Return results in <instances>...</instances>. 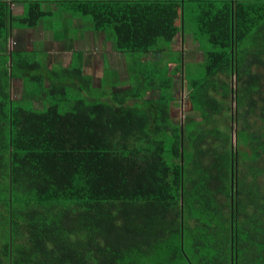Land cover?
<instances>
[{
	"label": "trees",
	"instance_id": "16d2710c",
	"mask_svg": "<svg viewBox=\"0 0 264 264\" xmlns=\"http://www.w3.org/2000/svg\"><path fill=\"white\" fill-rule=\"evenodd\" d=\"M187 12L199 45L170 50ZM65 14L114 40L126 80L9 51L15 29L68 39ZM178 78L197 120L174 130ZM0 264H264V0H0Z\"/></svg>",
	"mask_w": 264,
	"mask_h": 264
},
{
	"label": "crops",
	"instance_id": "0c3cea01",
	"mask_svg": "<svg viewBox=\"0 0 264 264\" xmlns=\"http://www.w3.org/2000/svg\"><path fill=\"white\" fill-rule=\"evenodd\" d=\"M64 17L67 18V20H68L67 30H66L68 33V39H65V40L55 39L54 35H52L51 32L45 30L42 26L35 28V29H31V30H26V29L16 30L15 29L12 31L11 37L9 40V51L20 52L22 54H25L26 56L28 55L31 57L33 55L37 59L36 60L37 64H39V66L36 64L37 67L40 69V71H41V69H43L45 72L46 71L51 72L55 68H58L60 70L65 69L67 71H71L76 66V63H78V60L80 57L81 62H82L81 75L88 78V80H89V86H87L88 89L92 88L93 90H96V89L101 88V81H102L103 75L106 71L105 69H108L110 74L117 73L120 81H122L118 69L116 67H112L106 63L105 68L103 70V74L100 78L99 87L95 88L93 86V84L95 82V80H93V76L86 75L83 72L84 71L83 66L85 65V63L90 61V60H88V58L89 57L91 58V55H88V54H89V48L92 46V44L97 42L98 43L97 45L100 46V49H101L100 54H102V58H101L102 60H104L103 59L104 53H108V55L106 57H109L112 54L113 55L114 54L120 55V56L122 54H117L115 52L114 40L112 38L109 39L107 36L105 38H102L99 33L92 32V31L86 29V27L83 26L82 19L71 18V16L68 14H65ZM179 37H180L181 41H179V45H175V41ZM195 42H197V41H195ZM12 44H15L17 46L16 49L13 50V48L11 47ZM52 46H54L56 48L55 53L51 52ZM103 46H108V51L104 50ZM193 46L194 45H192L190 42H186L184 40L183 33H181V34H178L176 37H174V39L170 42V45L168 47L170 48V50H182V51L183 50L184 51L189 50L190 53H192L191 49ZM196 46L198 47L197 44H196ZM67 50L71 51V55L73 52H76V54H77L76 58L73 57V55H72L73 59H72L70 64H67V63L65 64L66 59H68ZM99 56L100 55L98 54L97 58H95L94 61H96L98 58H100ZM122 56H124V55H122ZM150 56L152 58H155V57L158 58V60L151 62L152 65H155V63L157 61H159L161 58L160 54H145L144 55L145 62H148L147 57L150 58ZM187 60H195V59L192 57V58H188ZM200 61H202V59ZM124 63L127 66L126 56H124ZM193 64H195V63H193ZM9 65L10 66L12 65L11 61L9 62ZM10 71H11V69H10ZM46 76H51V75L48 74ZM14 80H20L22 82V79H20V78L12 79V81H14ZM234 82H235V79H234ZM62 84H64V83H62ZM234 88H235V86H234ZM13 89H14V87L12 88V90ZM21 89H23V83L21 84ZM12 90H11V92H12ZM154 92H159V91H154ZM151 94H153V93L151 92L150 95ZM159 94H161V93L159 92ZM161 96L162 95H158V98ZM234 96H235V94H234ZM158 98H156V99H158ZM156 99H153V100H156Z\"/></svg>",
	"mask_w": 264,
	"mask_h": 264
},
{
	"label": "rangeland",
	"instance_id": "374dc122",
	"mask_svg": "<svg viewBox=\"0 0 264 264\" xmlns=\"http://www.w3.org/2000/svg\"><path fill=\"white\" fill-rule=\"evenodd\" d=\"M13 12L15 14H20L22 12V6L20 5H16V6H12ZM190 13L191 12H187L185 14V27H184V37H185V41L186 42H190L192 45H194L193 47L197 45H199V42H195L194 40H196V36L194 34V30L196 29L195 24L193 23V18L190 19ZM180 10L179 8L176 7V11H175V20L176 22L179 24L180 23ZM110 39V38H109ZM189 39V40H188ZM179 41H181L180 37L177 38V40L175 41V45H179ZM202 42V46H206V41H205V37L202 38L201 40ZM92 44V43H91ZM98 43H94L92 44V46L89 48V54L91 55V58L89 57L88 60H90L89 62L85 63V65L83 66V72L86 75H90L93 76V80H95L93 86L95 88H98L100 85V78L103 74V70L105 68V64H109L112 67H116L119 71L120 77L122 80H126L127 77V71H126V64L124 63V56H120V55H111L109 57H106L108 55V53H104L103 54V59L102 60V54L101 53V49L100 46L97 45ZM187 44V43H186ZM53 45V44H52ZM55 45V44H54ZM11 47L14 49H16V45L12 44ZM104 50L108 51V46H103ZM56 48L54 46H52V51L53 53L56 52L55 50ZM111 50V49H110ZM68 52V59H66L65 64H70L72 61V55L73 57L76 58L77 54L76 52H73L71 55V51L67 50ZM201 50L195 49V51L193 52V58L195 60H186L187 57H185L184 60V67L186 69V72L190 73V76L192 78L195 79H199L201 78L204 74H205V69L203 67L202 62L200 61L201 59H199L201 57ZM100 55L96 61H94L95 58H97V55ZM148 62H154L156 60H158L157 57L152 58L150 56L147 57ZM169 59V58H168ZM197 60V61H196ZM103 62V63H102ZM195 63V64H193ZM191 64H193V67ZM12 81V80H11ZM10 86H11V90L14 87V89L11 92V99L12 100H21V96L23 93V89H21V84L22 82L20 80H14L12 82H10ZM153 94H149V98L150 99H156L158 98V95H162L159 94V92H152ZM188 93H189V85L186 81H183V83L180 82V78L175 80V87H174V91L171 94H165V96L169 99L172 98L173 99V117L175 119V129L179 126L182 125L183 121L185 120V118H189L188 116L190 115V117H193L195 120H197V118H195V113L192 112L191 110V105L189 103L188 100ZM161 98V97H159ZM78 100H83V98L80 96L77 98ZM236 101V99H235ZM235 101H234V110L236 109L235 107ZM89 103H91V101H89ZM42 105L40 103H35L34 104V108L35 109H42ZM235 140V139H234ZM233 140V142H234ZM235 144V143H234ZM242 150H240L241 152Z\"/></svg>",
	"mask_w": 264,
	"mask_h": 264
},
{
	"label": "water",
	"instance_id": "95a60500",
	"mask_svg": "<svg viewBox=\"0 0 264 264\" xmlns=\"http://www.w3.org/2000/svg\"><path fill=\"white\" fill-rule=\"evenodd\" d=\"M235 78V82H234V86H235V88L237 87V80H236V74H235V76H234ZM235 106H237V100L235 101ZM235 140H234V143H235V145H236V142H237V137L235 136V138H234Z\"/></svg>",
	"mask_w": 264,
	"mask_h": 264
}]
</instances>
